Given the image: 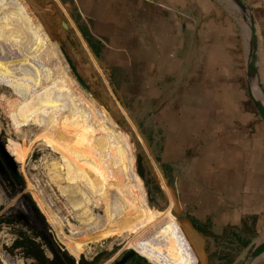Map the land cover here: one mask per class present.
<instances>
[{
  "label": "crops",
  "instance_id": "1",
  "mask_svg": "<svg viewBox=\"0 0 264 264\" xmlns=\"http://www.w3.org/2000/svg\"><path fill=\"white\" fill-rule=\"evenodd\" d=\"M53 1L59 21L93 59L95 73L134 126L166 201L159 212L143 203L137 223L104 155L89 145L102 185L122 203L110 205L116 218L127 228L139 225L128 245L153 264H237L264 235V125L245 86L247 29L236 8L227 0ZM244 1L254 19L264 88V0ZM35 16L38 22L19 0L0 1V59L20 60L28 69L30 60H42L36 67L57 74L50 61L54 41L34 28H45ZM59 108L65 128L78 126L68 119L69 102ZM115 157L124 166L119 152ZM130 181L126 194L132 197L138 191ZM251 264H264V252Z\"/></svg>",
  "mask_w": 264,
  "mask_h": 264
},
{
  "label": "rangeland",
  "instance_id": "2",
  "mask_svg": "<svg viewBox=\"0 0 264 264\" xmlns=\"http://www.w3.org/2000/svg\"><path fill=\"white\" fill-rule=\"evenodd\" d=\"M19 1L33 21L38 22L35 16L38 15L45 26L43 30L38 26L34 28L47 36L49 32L54 41L49 50L52 53L50 61L57 74L43 73L44 68L36 67L42 60H30L32 64L29 69L38 70V74L28 73L29 69L20 60H15L24 67L28 76H23L9 61H1L0 64L4 70L0 69L5 71L0 72V140L3 143L0 152L7 161L6 156L11 151L10 156L16 160V164L12 160L15 178L6 180L0 175V264L32 263L33 259L23 256L20 247L10 248L19 231L37 240L46 256L58 255L62 264H78L81 260L93 261L92 264H110L130 247L128 244L139 225L132 223L127 228L122 226L124 218H116L113 207L117 209L122 203L120 199L110 198L106 194L108 186L102 185L103 174L96 170L89 152L90 146L104 155L108 167L116 175L121 195V190L131 195L128 187L131 178L136 190L143 191L146 208L159 212L166 201L160 196L151 171L146 166L134 126L125 120L121 106L105 86L103 75L95 73L93 59L61 26L60 9L53 0ZM38 6H43L45 12ZM22 12L27 20V15ZM54 45L57 50L55 47L53 49ZM63 52L86 87L76 80ZM33 81L38 85H34ZM60 88L62 90L59 92ZM37 92L45 93L46 99ZM65 101L72 105L68 119L77 122L79 127L73 125L65 128L64 123L60 122L59 117L65 112L62 109L60 113L59 103ZM20 103L25 104L27 113L23 114ZM129 138H132L130 145ZM128 146L133 157L135 151L142 157L146 186L153 196L151 203L147 201L145 185L135 172L134 159L132 166V159L126 155ZM62 148L66 149L67 160L61 154ZM116 152L121 154L124 166L116 161ZM51 161L67 163L65 169L57 165L54 178L57 177L59 182L50 179L51 170L48 168ZM59 185H64L65 191L72 193V205L67 203ZM129 195L123 196L121 201L127 211L136 213L138 223L141 221L138 206L143 207V203L138 194L132 196L133 199ZM96 215L98 218L108 216L104 220L109 223V231L102 230L106 232L89 236L86 233L87 224ZM181 233L194 262V250L182 230ZM80 235L86 237L83 239L85 243L71 239ZM129 260L124 264H133V260Z\"/></svg>",
  "mask_w": 264,
  "mask_h": 264
},
{
  "label": "water",
  "instance_id": "3",
  "mask_svg": "<svg viewBox=\"0 0 264 264\" xmlns=\"http://www.w3.org/2000/svg\"><path fill=\"white\" fill-rule=\"evenodd\" d=\"M238 11L241 16L246 29V58H245V67H244V79L245 86L250 98L251 103L253 104L255 110L257 111L261 122L264 125V88L260 82V78L257 72L255 64V47H256V36H255V24L252 15L251 8L244 0H228ZM61 24L65 27V22L61 20ZM63 57L65 58L68 67L72 71L76 80L84 87H86L83 79L78 74L74 65L72 64L69 57L63 52ZM129 142H132V138L128 139ZM8 163L12 166V159L6 156ZM134 168L138 177L141 179L143 185H145V194L147 201L151 203L153 201V196L150 195V188L146 186V177H145V166L143 164L142 157L139 152H134ZM262 252H264V235L256 240L251 242L244 250L237 264H251L252 261L257 258ZM129 258H133V264H146L147 262L151 263L143 254L139 253L132 247H128L125 251L117 258L114 259L110 264H124L125 261ZM152 264V263H151Z\"/></svg>",
  "mask_w": 264,
  "mask_h": 264
},
{
  "label": "bare ground",
  "instance_id": "4",
  "mask_svg": "<svg viewBox=\"0 0 264 264\" xmlns=\"http://www.w3.org/2000/svg\"><path fill=\"white\" fill-rule=\"evenodd\" d=\"M60 24H61V22H60ZM62 25V24H61ZM62 27L64 28V29H67V25L65 24V27L62 25ZM11 84V83H10ZM41 97L44 99H46V94L45 93H42V95H41ZM20 106H21V109H22V112H23V114L24 113H27V107H25V104L24 103H20ZM131 143L129 142V145H130ZM61 148V147H60ZM72 148V147H71ZM63 149V148H62ZM66 150V149H65ZM64 149L63 150H60L61 151V154H64V155H62L64 158H66V160H67V157H65V153H66V151H65ZM126 155H128L131 159H132V166H133V154H132V151H131V148H130V146H128L127 148H126ZM9 153H10V155H12L11 154V151H9ZM9 155V157L12 159L13 157H11ZM14 162H15V164H16V160H15V157L12 159ZM66 163V162H65ZM50 164L51 165H49V166H51L50 168H48V170L50 169L51 170V174L49 175L50 176V179H51V181L53 180V182L55 181V182H59V180H57V177H55L54 178V175L55 174H57V169L58 168H62V169H65L66 168V164H62V162L60 163L59 161H51L50 162ZM57 165H58V168H57ZM44 166H45V164H44ZM46 166H47V164H46ZM49 170V171H50ZM57 170V171H56ZM111 170V169H110ZM56 171V173H54ZM79 172V171H78ZM78 172H77V174H78ZM47 173H48V171H47ZM48 176V177H49ZM78 176V175H77ZM80 181V180H79ZM79 183H81V182H79ZM58 185V184H57ZM64 185H59V189H60V191L64 194V196H65V198H66V201H67V203L70 205H72V203H71V197L72 196H70V195H72V193L71 192H69V191H65L66 190V188L64 189ZM138 190V195H139V199H140V201L142 202V203H144V197H143V191H141L140 189H137ZM70 196V197H69ZM138 210H139V212L140 213H143V208H142V206H138ZM88 217H89V215H88ZM104 218H102V217H97V215H96V218L95 219H92L93 221H91V219H90V222L91 223H88L87 224V234H89V236H93L94 234H96V235H99V234H102V233H104V232H106V231H109V223L107 222V221H105L104 219L106 218V217H108V216H106V215H104L103 216ZM100 219V220H99ZM87 222V221H86ZM76 229V228H75ZM102 230H106V231H102ZM86 234V235H87ZM85 235V234H84ZM108 235V234H107ZM82 235H80V236H77V237H73V238H71V239H73V240H76V242L78 241H82V243H85L84 241H83V239L84 238H86V237H81ZM87 241V240H86ZM81 243V244H82ZM150 261V260H149Z\"/></svg>",
  "mask_w": 264,
  "mask_h": 264
},
{
  "label": "trees",
  "instance_id": "5",
  "mask_svg": "<svg viewBox=\"0 0 264 264\" xmlns=\"http://www.w3.org/2000/svg\"><path fill=\"white\" fill-rule=\"evenodd\" d=\"M3 61H9L15 68H17L23 76H28L27 71L24 69L23 66L19 65L18 63L7 59L2 58ZM34 85H38L37 82L33 81ZM53 115V113L51 114ZM109 193V189H107L106 194ZM123 196H127L126 192L121 190ZM20 247L21 253L23 256H27L33 259L31 264H62V259L53 254L51 257L45 255L40 243L35 240L33 237L29 236L28 234L24 233L23 231H19L16 237L13 239L10 248L12 247ZM96 258V257H95ZM93 261H85L81 260L78 264H92ZM146 264H151L147 262ZM153 264V263H152Z\"/></svg>",
  "mask_w": 264,
  "mask_h": 264
},
{
  "label": "flooded vegetation",
  "instance_id": "6",
  "mask_svg": "<svg viewBox=\"0 0 264 264\" xmlns=\"http://www.w3.org/2000/svg\"><path fill=\"white\" fill-rule=\"evenodd\" d=\"M0 61H2L3 62V60H0ZM35 87H37V86H35ZM38 88V87H37ZM37 91V90H36ZM37 93H39V92H37ZM42 95V92L41 93H39V96H41ZM3 143H2V141L0 140V145H2ZM1 151V150H0ZM14 168H15V165L14 166H10L9 165V163H8V161H6L5 160V158L3 157V153H1L0 152V175H2L6 180L7 179H13V177L15 178L16 177V173H15V170H14ZM130 259V258H129ZM129 259H127V260H129ZM126 260V261H127ZM132 260H133V258H132ZM132 260H129V261H132ZM125 261V262H126ZM130 264V263H129Z\"/></svg>",
  "mask_w": 264,
  "mask_h": 264
}]
</instances>
